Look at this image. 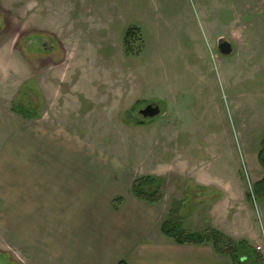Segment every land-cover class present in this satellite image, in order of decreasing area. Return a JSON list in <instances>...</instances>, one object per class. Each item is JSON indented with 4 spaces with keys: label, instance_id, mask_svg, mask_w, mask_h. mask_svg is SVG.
<instances>
[{
    "label": "rangeland",
    "instance_id": "374dc122",
    "mask_svg": "<svg viewBox=\"0 0 264 264\" xmlns=\"http://www.w3.org/2000/svg\"><path fill=\"white\" fill-rule=\"evenodd\" d=\"M130 28L137 33L127 53ZM219 40L229 55L217 51ZM145 104L159 116L140 115ZM263 142L264 0H0L5 264H82L80 248L70 262L66 247L55 252L63 227L53 199L70 196L77 210L103 214L108 197L119 206L131 180L144 176L162 182L165 220L217 230L201 213L217 203L231 241L255 232L261 243L252 249H264V196L255 185L264 179ZM195 179L209 187L190 188ZM143 218L144 240L164 237ZM128 226L136 221L111 237L120 226L104 217L98 229L116 248ZM254 252L243 264H264Z\"/></svg>",
    "mask_w": 264,
    "mask_h": 264
},
{
    "label": "crops",
    "instance_id": "0c3cea01",
    "mask_svg": "<svg viewBox=\"0 0 264 264\" xmlns=\"http://www.w3.org/2000/svg\"><path fill=\"white\" fill-rule=\"evenodd\" d=\"M131 182L133 183L132 180ZM187 185L194 189H196L195 187H209V183H205L199 179H195V181L190 180L187 182ZM61 191L65 194L63 188H59L57 194ZM115 197L116 195L114 194L105 200V213L103 214L77 210L75 207L77 199H70V196L64 197L62 200L53 199L57 208V220H62L63 227V232L60 225L58 227L61 236L57 238V242L53 241L55 243L54 248L55 252L56 250L59 252L63 247L69 250H67L68 259H65L66 262H70L71 257L73 261H76V248H80L79 251L82 249V264H117L120 261H124L126 264H233L229 256L216 253L211 244L177 245L172 240L155 234L151 239L144 240V235H149V231L147 230L145 234L144 230L140 231L138 226L140 218L147 217L148 220H152L154 222L152 226H156L157 224L158 232L156 233L160 232L162 223L166 221L164 216L161 217L160 203L149 204L135 199L131 194V185L130 193H127L126 196L118 201L119 206L113 208L111 206ZM61 202L62 205L59 206ZM204 207L207 208L206 205ZM216 207L217 203L216 205L212 203V206H210L207 212L205 209H201V211L204 210L201 212L203 213L202 219L208 225L207 228L217 229L226 237H229L226 230L219 227L218 209ZM58 209H61L62 212H58ZM64 209L68 212L63 213ZM168 212H165V216ZM104 217L105 219H110L112 222L118 223L120 226L116 231H108L112 234L111 237H116L115 233L122 231V226L130 222L134 223L136 221L137 228H129L128 226V231L125 234L124 232L121 234L119 245L116 248H114L115 246L110 247L104 244L108 242L110 237L104 232L105 230L98 229L99 221ZM82 218L85 220L83 222H90L87 226L86 234L83 237V244L80 241V236H77L76 232V222ZM98 232L101 233L99 234ZM229 239L232 240V237H229ZM243 242H246L252 248L254 244L261 243L260 235L255 232H250ZM247 259H249L248 256H242L241 264H243L242 260L245 262Z\"/></svg>",
    "mask_w": 264,
    "mask_h": 264
},
{
    "label": "trees",
    "instance_id": "16d2710c",
    "mask_svg": "<svg viewBox=\"0 0 264 264\" xmlns=\"http://www.w3.org/2000/svg\"><path fill=\"white\" fill-rule=\"evenodd\" d=\"M137 29L130 28L124 35L125 52H130V41L136 36ZM264 145V142L262 143ZM260 164L264 167V150L258 154ZM257 192L264 196V179L257 182ZM152 187L151 191L147 188ZM162 182L154 177L144 176L135 180L131 185V194L137 200L158 204L162 201ZM161 234L172 240L177 245H202L211 244L216 253L227 255L233 264H241L242 256H248L254 250L246 242L236 243L231 241L221 232L210 230L209 232H192L185 230L178 218L168 219L160 227ZM255 253V252H254ZM117 264H126L120 261Z\"/></svg>",
    "mask_w": 264,
    "mask_h": 264
},
{
    "label": "water",
    "instance_id": "95a60500",
    "mask_svg": "<svg viewBox=\"0 0 264 264\" xmlns=\"http://www.w3.org/2000/svg\"><path fill=\"white\" fill-rule=\"evenodd\" d=\"M222 40H219L218 43H222ZM223 52L221 53L222 55L226 56L229 55L231 52L230 45L226 42H223ZM160 110L157 105L155 104H148L144 109L140 111V115H142L144 118H150L153 119L157 116H159Z\"/></svg>",
    "mask_w": 264,
    "mask_h": 264
},
{
    "label": "flooded vegetation",
    "instance_id": "af4514ba",
    "mask_svg": "<svg viewBox=\"0 0 264 264\" xmlns=\"http://www.w3.org/2000/svg\"><path fill=\"white\" fill-rule=\"evenodd\" d=\"M40 45H41V48H42V49L48 47L46 42H41ZM50 48H51V47H50ZM216 49H217V51H218L219 53H222V52H223V49H224L223 42H222V43H218V42H217V44H216ZM147 105H148V104H145V105L143 106V108L139 109V110H138V113L140 114V111H141L142 109H144ZM1 257H3V256L1 255ZM5 261H6V262H9V256H6V255H5L4 258H3V260L0 259V264H5Z\"/></svg>",
    "mask_w": 264,
    "mask_h": 264
},
{
    "label": "built area",
    "instance_id": "2783aa9c",
    "mask_svg": "<svg viewBox=\"0 0 264 264\" xmlns=\"http://www.w3.org/2000/svg\"><path fill=\"white\" fill-rule=\"evenodd\" d=\"M256 251L264 253V249L261 246L256 247Z\"/></svg>",
    "mask_w": 264,
    "mask_h": 264
}]
</instances>
